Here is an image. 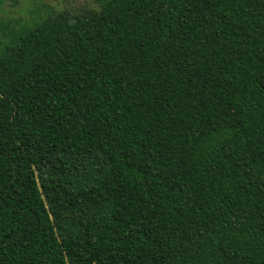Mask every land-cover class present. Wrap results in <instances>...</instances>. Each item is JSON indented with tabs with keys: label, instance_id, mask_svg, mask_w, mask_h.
<instances>
[{
	"label": "trees",
	"instance_id": "16d2710c",
	"mask_svg": "<svg viewBox=\"0 0 264 264\" xmlns=\"http://www.w3.org/2000/svg\"><path fill=\"white\" fill-rule=\"evenodd\" d=\"M0 50V264H264V0H98Z\"/></svg>",
	"mask_w": 264,
	"mask_h": 264
},
{
	"label": "rangeland",
	"instance_id": "374dc122",
	"mask_svg": "<svg viewBox=\"0 0 264 264\" xmlns=\"http://www.w3.org/2000/svg\"><path fill=\"white\" fill-rule=\"evenodd\" d=\"M98 0H0V50L11 44V34L30 29L57 12L78 14L96 10Z\"/></svg>",
	"mask_w": 264,
	"mask_h": 264
}]
</instances>
